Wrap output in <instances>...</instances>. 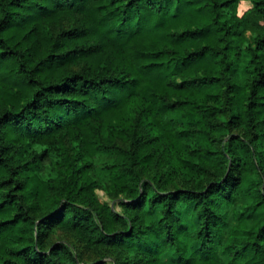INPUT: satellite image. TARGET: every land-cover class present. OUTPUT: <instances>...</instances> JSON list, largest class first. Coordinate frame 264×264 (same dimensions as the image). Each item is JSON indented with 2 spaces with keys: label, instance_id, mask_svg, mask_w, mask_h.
Instances as JSON below:
<instances>
[{
  "label": "trees",
  "instance_id": "obj_1",
  "mask_svg": "<svg viewBox=\"0 0 264 264\" xmlns=\"http://www.w3.org/2000/svg\"><path fill=\"white\" fill-rule=\"evenodd\" d=\"M0 264H264V0H0Z\"/></svg>",
  "mask_w": 264,
  "mask_h": 264
},
{
  "label": "rangeland",
  "instance_id": "obj_2",
  "mask_svg": "<svg viewBox=\"0 0 264 264\" xmlns=\"http://www.w3.org/2000/svg\"><path fill=\"white\" fill-rule=\"evenodd\" d=\"M97 195L98 198L100 200V202H109L117 211H121V207L119 206V204L116 202V200L112 199L110 196L107 195V193L102 190V189H98L97 190ZM248 202V198L244 193H241L237 196L236 199V203L235 206H239L242 205L244 203ZM65 235L64 233H62L61 231H58L57 234L54 236V240H64L65 239ZM82 248V247H81ZM83 258H92L91 253L87 252L86 250H83Z\"/></svg>",
  "mask_w": 264,
  "mask_h": 264
}]
</instances>
